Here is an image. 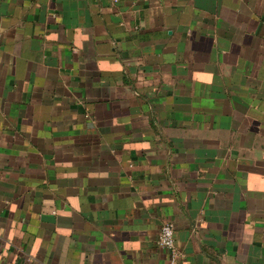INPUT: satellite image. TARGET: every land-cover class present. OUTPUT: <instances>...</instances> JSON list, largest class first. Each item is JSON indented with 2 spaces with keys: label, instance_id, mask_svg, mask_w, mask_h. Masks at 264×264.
<instances>
[{
  "label": "crops",
  "instance_id": "1",
  "mask_svg": "<svg viewBox=\"0 0 264 264\" xmlns=\"http://www.w3.org/2000/svg\"><path fill=\"white\" fill-rule=\"evenodd\" d=\"M264 264V0H0V264Z\"/></svg>",
  "mask_w": 264,
  "mask_h": 264
},
{
  "label": "built area",
  "instance_id": "2",
  "mask_svg": "<svg viewBox=\"0 0 264 264\" xmlns=\"http://www.w3.org/2000/svg\"><path fill=\"white\" fill-rule=\"evenodd\" d=\"M158 244L161 248L167 250L171 254V264H177L176 261L180 254L177 249L175 229L173 224L166 223L162 227Z\"/></svg>",
  "mask_w": 264,
  "mask_h": 264
}]
</instances>
